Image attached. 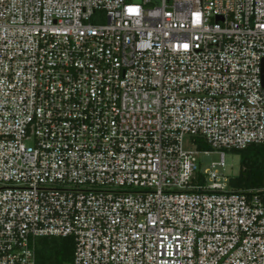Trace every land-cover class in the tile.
<instances>
[{"label": "built area", "instance_id": "obj_1", "mask_svg": "<svg viewBox=\"0 0 264 264\" xmlns=\"http://www.w3.org/2000/svg\"><path fill=\"white\" fill-rule=\"evenodd\" d=\"M263 74L264 0H0V264H264Z\"/></svg>", "mask_w": 264, "mask_h": 264}, {"label": "trees", "instance_id": "obj_2", "mask_svg": "<svg viewBox=\"0 0 264 264\" xmlns=\"http://www.w3.org/2000/svg\"><path fill=\"white\" fill-rule=\"evenodd\" d=\"M199 148H208L199 145ZM240 167L235 177L229 178L233 190L264 188V145L250 144L235 150ZM74 240L72 237H41L37 241V264H72Z\"/></svg>", "mask_w": 264, "mask_h": 264}, {"label": "rangeland", "instance_id": "obj_3", "mask_svg": "<svg viewBox=\"0 0 264 264\" xmlns=\"http://www.w3.org/2000/svg\"><path fill=\"white\" fill-rule=\"evenodd\" d=\"M219 155L212 154L213 160H218ZM204 168L209 167V162H205ZM240 167V157L235 150H225V166L219 168L221 173H224L228 178L235 177L238 174Z\"/></svg>", "mask_w": 264, "mask_h": 264}, {"label": "water", "instance_id": "obj_4", "mask_svg": "<svg viewBox=\"0 0 264 264\" xmlns=\"http://www.w3.org/2000/svg\"><path fill=\"white\" fill-rule=\"evenodd\" d=\"M262 81H263V85H264V74L262 75Z\"/></svg>", "mask_w": 264, "mask_h": 264}]
</instances>
